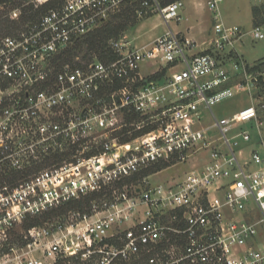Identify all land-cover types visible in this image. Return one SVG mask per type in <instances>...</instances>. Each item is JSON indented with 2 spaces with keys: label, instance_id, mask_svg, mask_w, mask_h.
Returning a JSON list of instances; mask_svg holds the SVG:
<instances>
[{
  "label": "built area",
  "instance_id": "2783aa9c",
  "mask_svg": "<svg viewBox=\"0 0 264 264\" xmlns=\"http://www.w3.org/2000/svg\"><path fill=\"white\" fill-rule=\"evenodd\" d=\"M163 1L60 0L0 35V170L57 160L0 187V264H264V64L252 69L236 53L246 33L264 32L226 24L220 0H208L210 34L198 42L170 27L182 0ZM129 5L167 27L146 43L112 39L105 59L58 66ZM10 17L21 22L19 10ZM241 92L250 104L217 117L213 105ZM128 115L155 127L122 141ZM203 152L175 182L126 183ZM31 219L41 220L17 234Z\"/></svg>",
  "mask_w": 264,
  "mask_h": 264
},
{
  "label": "rangeland",
  "instance_id": "374dc122",
  "mask_svg": "<svg viewBox=\"0 0 264 264\" xmlns=\"http://www.w3.org/2000/svg\"><path fill=\"white\" fill-rule=\"evenodd\" d=\"M52 1V2H51ZM60 0H49L51 4H55ZM208 0H182L183 6L180 8L181 20L171 21L170 27L174 30H182L186 31L188 29V34L193 35L197 38V40L202 41L208 39L210 34V19L211 12L207 7ZM258 0H220L218 2V11L221 19L227 24H236L242 28L243 31L247 32L252 29L251 21L249 18V14L243 12V5L246 3H253ZM30 3L34 5L35 12H41L43 10H47L48 7H45V3L36 4V2ZM197 2H199L200 6L197 8ZM49 6V5H48ZM47 8V9H46ZM21 9V8H20ZM19 10L22 15V11ZM11 18V17H10ZM15 21V20H14ZM16 24L22 25L23 22H18ZM125 24L124 28L119 27ZM115 28L116 33H112V35L107 39V45L112 39H121L126 37L127 39H134L137 43H146L149 42L154 37L160 35L165 28L167 27L164 21L160 19V17L156 15H149L143 18H137L134 13V8L132 6L125 8V10L120 13L119 17H114L102 25V28ZM262 31L264 32V26H261ZM14 30V29H13ZM16 30V29H15ZM14 30V31H15ZM3 31V30H2ZM0 31V35H4ZM13 31V32H14ZM106 33V31H104ZM238 48L242 52L244 59L248 63H253L256 60H259L264 57V38L262 39H254L250 34L246 33L242 37V41L238 43ZM238 50V51H239ZM97 54V52H94ZM80 59H87L89 57V51L82 50L81 53L78 54ZM78 57V56H77ZM76 59V57H75ZM74 59V60H75ZM76 61H78L76 59ZM258 63V62H257ZM226 67L229 68V65ZM240 74V72H239ZM250 104L249 95L247 92H241L233 97L226 98L216 104L213 105L212 109L217 117L231 116L237 113L238 110L246 107ZM205 121L210 122L209 113L206 114ZM125 121L127 126H123L121 129L116 131V134L119 135L120 140L124 141L130 139L140 133L147 132L155 127V125L145 122L138 128V126H131L130 122L137 121L134 116L128 115L127 118L122 119V122ZM244 128L249 129V132L252 135L257 133L256 127H254V123H245L243 125ZM260 130L264 135V119L260 124ZM244 146V144H241ZM250 146V145H248ZM207 152L203 153H195L191 158L185 161H177V160H169L165 162H161L155 164L148 168L146 171L138 175L137 177L126 181L127 184H138L146 179L150 181V184L164 182V181H177L181 179L186 172L189 170L199 167L203 164L207 158ZM197 158V159H196ZM67 163H76V158L67 155V158H64ZM85 202L82 203V206H85ZM74 207V206H73ZM41 219L36 220H28L22 226L18 227L16 233H20V231L26 228L28 225L40 222Z\"/></svg>",
  "mask_w": 264,
  "mask_h": 264
},
{
  "label": "trees",
  "instance_id": "16d2710c",
  "mask_svg": "<svg viewBox=\"0 0 264 264\" xmlns=\"http://www.w3.org/2000/svg\"><path fill=\"white\" fill-rule=\"evenodd\" d=\"M171 0H164L163 2L166 3ZM52 2V1H51ZM51 2L48 1V3H45V7H52L54 6L51 4ZM49 5V6H48ZM133 5L126 6L130 7ZM20 9L22 11L21 15V22L25 23L30 20H36L45 10L39 12H35L34 5L29 2V0H0V31L4 34H10L13 33L15 29L19 27V24H16L18 22L14 21L12 18H10L11 12L14 9ZM125 8L122 9L125 10ZM134 8V7H133ZM47 9V8H46ZM113 15L111 18L105 20L104 22L114 18L119 17L120 13ZM252 15L255 25H260L264 23V1L260 5H254L252 7ZM102 22L98 27H96L93 31L89 32L82 38L76 40L72 45L68 46L61 54L57 56V64L60 66L64 62H73L75 57L79 56L78 54L82 52V50L89 51V57H98L101 59H105L108 56L109 53V46L107 45V39L112 35V33H116L117 31L115 28H102V25L104 24ZM125 24L119 26L124 28ZM14 29V30H13ZM106 31V33H104ZM94 52H97L95 54ZM264 64V60L259 61L258 63L253 66L252 69L259 68L261 65ZM56 159H47L40 163H36L30 168L26 169L25 171H15L8 166L2 167L0 170V187L4 185L9 186H16L17 182L20 180H23L28 175L32 174L33 172L39 170L40 168L52 165L55 163ZM82 202H85L87 205L89 203L88 198L83 200ZM81 203H75L73 204L74 207H82ZM62 211V209H61ZM36 220V219H33ZM39 223V222H36Z\"/></svg>",
  "mask_w": 264,
  "mask_h": 264
},
{
  "label": "crops",
  "instance_id": "0c3cea01",
  "mask_svg": "<svg viewBox=\"0 0 264 264\" xmlns=\"http://www.w3.org/2000/svg\"><path fill=\"white\" fill-rule=\"evenodd\" d=\"M264 0H258V1H256V2H253V3H246L245 5H243V12H246V13H248L249 14V18H250V21H251V25H252V28H253V26H255V23H254V20H253V15H252V7L254 6V5H260L262 2H263ZM197 5V8L200 6V4H199V2H197L196 3ZM227 24V23H226ZM228 25H236V24H228ZM260 26H264V23H262V24H260ZM242 29V28H241ZM251 30V29H250ZM191 36V35H190ZM192 37L194 38V39H196L197 40V38L195 37V36H193L192 35ZM198 42H199V40H197ZM239 45V44H238ZM238 45H237V47H236V53H237V55H238V58L239 59H241L242 61H244L245 63H247L248 65H254V64H256L257 62H259V61H262V60H264V57L263 58H261V59H259V60H256L255 62H253V63H248L245 59H244V57H243V54H242V52L239 50V48H238ZM239 50V51H238ZM261 116L263 117V119H264V112L263 113H261Z\"/></svg>",
  "mask_w": 264,
  "mask_h": 264
}]
</instances>
